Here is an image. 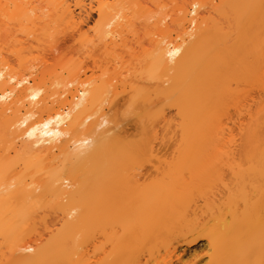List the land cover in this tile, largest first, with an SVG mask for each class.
<instances>
[{
	"label": "bare ground",
	"instance_id": "obj_1",
	"mask_svg": "<svg viewBox=\"0 0 264 264\" xmlns=\"http://www.w3.org/2000/svg\"><path fill=\"white\" fill-rule=\"evenodd\" d=\"M105 2L106 0H95L101 25L92 38L101 43L106 51H111L122 41L123 32L126 31L125 24L132 26V23L127 21V16L122 12H105ZM27 3L29 7L27 5L23 10V16L29 24L35 26L44 21L50 10L70 24H76L74 19L77 8L85 12L84 0H75L72 5L69 0H47L46 5L40 8L30 7L31 0ZM223 3L233 12L231 22L228 16L226 20L223 16L224 21L221 18L212 20L211 16H200L198 9L204 5L193 1L189 7L180 8L181 14L172 20L180 28L176 33L178 40L167 39L163 34L169 30L166 16L155 23L158 31L147 35L150 38L147 73L152 74L149 75V83L142 87L140 93L149 105L157 107L155 113L160 116V121L152 124L151 129H167L171 132L179 130L183 134L188 127H192L195 133L186 143L180 142L181 150L178 155L180 161L188 164L198 158L193 164L196 163L199 168L207 162V153L203 148L212 137L215 138L216 133L234 128L247 127L251 130L248 102L255 100L252 87L257 89L256 102L261 108V113L254 118V129L258 131L264 126V102L263 94L261 95V91L264 92V48L261 50L264 46V0H219V5ZM18 8L15 3V11ZM92 8L88 7L90 10ZM221 10L224 12L225 9ZM207 13L209 14L208 10ZM85 14L88 16V13ZM35 72L33 66L29 67L30 75ZM229 80L236 81L234 87L228 83ZM31 81L29 76L16 78L13 70L8 69V64L0 60V135L3 132L9 133L7 150L14 153L22 150L28 155V166L46 174L44 183L39 184L22 179L20 171L13 170L7 178L9 184L5 185L1 175L5 174L6 167H0V194H8L19 200L16 206L8 201L0 203V233L8 247L7 256L0 253V264H159L153 250L148 247V241L160 227V220L165 215V204L171 198L178 201L184 198L178 194L185 190V181L180 176H171L167 179L168 184L151 190L142 186L139 175L134 174L131 182H128L129 194L121 195L115 200L114 193L109 189L118 177L112 164H116L120 156L130 154L133 147L121 144L122 141L114 137L120 126L111 121L106 112L90 120L98 112L102 102L109 98L107 90L100 86L90 88L88 83H82L81 88L76 87L70 92L66 108L54 105V101H51L49 107L47 99L54 92L45 94L42 86ZM136 82L137 80L135 83L131 82L130 88ZM112 90L114 96V85ZM133 96L138 97L139 91H134ZM172 100H176V104L168 109H176L175 113L180 118L176 123H173L172 117H166L165 108L160 107ZM135 102L136 99L131 104L137 105ZM62 105H65V101ZM90 107L94 108L92 113L83 114ZM229 108L236 110L240 117L236 123L225 126L222 118L227 116ZM41 109H46L44 114L40 113ZM213 112H219L220 118L216 120ZM73 139L75 145L70 150L73 151L78 169L82 164L87 166V170L80 175H75L74 172L64 173L59 166L61 163L56 162L58 155L69 151ZM228 148L230 147L222 149L225 152L221 151L222 155L225 154L224 162L230 161L231 164L234 152ZM152 151L154 152L151 146L149 152ZM221 151H211L215 162H222ZM249 153L255 155L249 171L253 173L262 169L260 175L264 179V148L253 147ZM193 169L192 177L197 173L196 167L190 168L189 172ZM237 192L246 194L245 185ZM43 197L50 204L54 203L52 206L64 199L67 202L76 198L82 201L77 212L71 208L63 214L64 229L66 233L73 224L81 223V227L87 231V246L91 252H87L85 248H81L85 249L84 252L77 250L74 236L67 233L52 237L46 244L36 246L33 251V240L28 233L26 237L22 234V226L26 225L28 232L35 231L31 215L35 212L34 209L42 207ZM259 199H264V192L260 193ZM65 203L60 202L61 209ZM3 210H6L8 219L1 216ZM122 217L128 220L119 223ZM260 219L263 218L258 220ZM260 225L262 230L257 233L259 238L264 235V220ZM196 226L204 229L206 223H197ZM249 226L248 219H235L230 224H225L222 230L215 224L206 236L194 237L189 241L176 238L174 243L177 245H173V248L195 244L205 236L213 249L211 262L232 264L228 259L231 253L229 249L225 251L224 247L227 243L230 248L236 246L240 235H235ZM96 234H100V238H96ZM245 240L247 246L257 249L259 257L256 264H264V244H252L253 241L248 238ZM165 254H170L169 248H165ZM162 263L175 264L170 257L167 261L163 257Z\"/></svg>",
	"mask_w": 264,
	"mask_h": 264
},
{
	"label": "rangeland",
	"instance_id": "obj_2",
	"mask_svg": "<svg viewBox=\"0 0 264 264\" xmlns=\"http://www.w3.org/2000/svg\"><path fill=\"white\" fill-rule=\"evenodd\" d=\"M27 1L0 0V60L8 64V69L13 70L16 78L29 76L32 83L44 88L45 94L54 92L47 99L49 107L52 104L51 101H54V105L66 108V103L70 100V92L76 87L81 88L82 83H88L90 88L100 86L101 89L107 90L109 98L102 102V106L90 120L106 112L111 121L120 126V130L114 134V137L122 141L121 144L133 147L130 154L120 156L116 164H112V169L117 172L118 177L109 189L112 194L114 193L115 200L121 195L129 194L128 182H131L134 174L139 175V183L142 186L151 190H157V187L168 184L167 179L171 176H180L187 184H184V192L181 190L184 194L181 192L178 194L184 197L181 201L171 198L165 204L163 211L165 215L161 220L159 218L160 227L154 231L148 241V247L153 250L157 263L163 264V257L166 261L170 257L175 264H213L210 259L213 249L205 236L211 232L215 224L222 230L225 224H230L235 219H248L250 226L235 235V237L240 235L235 243L237 245L230 248L227 243L224 250L229 249L231 256L228 259L232 264H256L259 257L257 249L247 246L245 238L251 239L252 244H264V235L257 237V233L262 230L260 223L264 220V199L259 201L260 193L264 192V179L260 175L262 169L253 173L249 171L255 159V155H251L249 150L253 147L264 148V126L258 131L254 129V118L261 113V108L256 102L257 89L252 87L251 92L255 100L248 102L251 130L247 127L234 128L216 133L215 138L211 135L213 139L210 137L211 140L203 148L207 153V162L202 168H199L196 163L193 164L198 158L189 164L179 160L180 142L186 143L187 139L194 135L193 128L188 127L183 134L179 130L171 132L167 129H151L152 124L160 121L158 120L160 116L155 113L157 107L149 105L140 93L143 90L142 87L149 83V75L152 74L147 73V53L150 47V38H147V35L158 31L155 25L158 19L166 16L165 21L169 24V30L163 34L167 39L178 40L176 33L180 28L172 20L181 14L180 8L189 7V4L196 1L204 5L198 9L200 16H211L212 20L221 18V21H224L223 16L225 20L228 16L230 22L233 14L230 11L231 8L224 3L219 5V0H106L103 6L105 12H122L127 16V21L132 23V26L125 24L126 31L123 32V39L119 41V45L114 50L106 51L101 43L92 38L101 25L95 9V0H84L85 12L72 7L76 9L74 19L76 24L64 21L63 17L50 10L44 21L36 26L29 24L23 16L22 12L28 5ZM31 2L30 7L40 8L46 5L47 0H31ZM69 2L72 5L75 0H69ZM15 3L19 6L16 11ZM91 6L92 10L88 9ZM212 6L216 7L212 8ZM221 8L225 9L224 12ZM85 13H88V16ZM263 48L264 46L261 50ZM32 66L36 72L30 75L29 67ZM139 74L142 78H139ZM136 80V84L130 88L129 84L135 83ZM228 83L234 87L236 81L229 80ZM113 85L116 88L114 96L112 95ZM134 91H139L138 97L133 96ZM261 95L264 102V92L261 91ZM135 99L137 105L131 104V101ZM64 101L65 105H62ZM175 101L165 102L160 106L165 108L166 117H172L173 123L180 121L175 113L176 109L174 107L168 109L169 106L176 104ZM97 103L99 104L100 101ZM93 109L87 108L83 114L92 113ZM45 110L41 109L40 113L44 114ZM213 113L216 120L220 118L219 112ZM239 117L236 110L229 108V113L222 120L225 126H231L239 120ZM9 138V133L3 132L0 135V167H6L5 174L1 175L4 184H9L7 178L13 170L20 171L19 176L26 181L44 183L46 174L41 170L34 171L31 166H28L27 154L22 150L16 153L7 150ZM73 144L75 145L74 139L70 143V148L68 147L69 151L58 155L56 162L61 163L59 166L64 173L74 172L75 175H80L87 170V166L82 164L78 169L73 159V151L70 150ZM151 146L154 150L152 153L149 152ZM227 146L234 152L231 164L230 161L224 162L225 154L222 155V149L226 150ZM214 149L222 150L219 152L222 158L221 163L215 162V157H212L214 154H210L211 151H215ZM198 152L201 153L199 149ZM9 163L10 165H7ZM192 167L197 168L194 177L191 176L194 169L189 172ZM244 185L246 194H238L237 190ZM45 198H42V207L34 209L35 212L31 215L35 231L28 232L27 226H22V234L26 237L28 233L33 240V251L36 246L46 244L52 237L63 235L65 233V215L63 214L71 208L77 212V207L82 204L79 198L72 202L64 199L63 204L66 203L61 209L62 201L52 206L54 203L50 204ZM3 201H8L12 206L19 203V200L8 194H0V203ZM1 216L4 219L9 218L6 210L1 212ZM260 217L263 219L258 220ZM127 220L128 218L122 217L118 222L125 223ZM197 223H206V227L201 229L202 226H196ZM81 226V223H75L66 233L74 236L77 250L85 248L89 252L88 234ZM201 235L205 236L195 244L173 248V245H177L174 243L176 238L180 237V240L184 238L189 241ZM99 236L100 234H96V238H100ZM97 240L100 241V239ZM6 243L0 233V253H5V256L8 249ZM165 248H169V255L165 254ZM177 258L179 260L176 261ZM4 261L3 259L2 262Z\"/></svg>",
	"mask_w": 264,
	"mask_h": 264
}]
</instances>
